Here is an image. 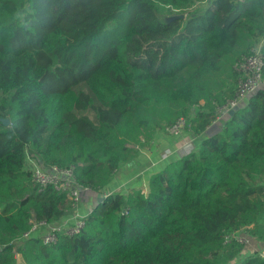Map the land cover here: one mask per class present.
Instances as JSON below:
<instances>
[{"label":"trees","instance_id":"obj_1","mask_svg":"<svg viewBox=\"0 0 264 264\" xmlns=\"http://www.w3.org/2000/svg\"><path fill=\"white\" fill-rule=\"evenodd\" d=\"M262 39L264 0H0V264H231L244 245L227 232L264 242V89L205 135ZM180 117L195 150L147 192L102 196L54 245L23 238L33 218L70 215L64 194L32 182L27 149L103 193Z\"/></svg>","mask_w":264,"mask_h":264},{"label":"built area","instance_id":"obj_2","mask_svg":"<svg viewBox=\"0 0 264 264\" xmlns=\"http://www.w3.org/2000/svg\"><path fill=\"white\" fill-rule=\"evenodd\" d=\"M244 2L246 0H238ZM264 39L256 43L250 49V52L243 55L235 64L234 71L237 74V89L234 97L228 99L223 105L215 106V117L212 122L217 125L222 121L229 112L241 102H247L250 97L256 94L259 90L264 89ZM203 105V102H200ZM198 106V105H197ZM195 106V107H197ZM193 125L184 117H180L174 124L167 126L164 132L172 137H181L187 131H192ZM199 134L192 136L188 141L179 145L175 149H167L160 154V161L165 162L175 156H185L191 154L195 150V142ZM26 168L31 172L32 182L43 190L52 187L60 194H64L70 201V218L71 225L66 223L55 224L47 223L46 221H37L33 218L30 230L23 235V238L28 239L42 234V240L45 245H54L58 241L60 234L68 237L78 235L86 224V215L81 213L82 196L89 189L80 185L76 180V166L59 167L56 165L45 166L38 158L26 151ZM107 196V195H106ZM238 243L248 245L249 239L246 233L241 230H232L225 234L224 244Z\"/></svg>","mask_w":264,"mask_h":264},{"label":"crops","instance_id":"obj_3","mask_svg":"<svg viewBox=\"0 0 264 264\" xmlns=\"http://www.w3.org/2000/svg\"><path fill=\"white\" fill-rule=\"evenodd\" d=\"M187 132L181 137H172L166 133L156 135L149 147L140 150L135 160L124 164L115 172L112 182L104 189L103 193L88 191L83 194L81 213L86 215L96 205L99 198L113 192L127 193L132 188L147 192L150 176L163 168L164 162L160 161L161 152L167 149H175L195 135L192 131ZM205 135H207V132ZM70 217L68 215L62 221L55 224L66 223L71 225L72 220ZM246 235L249 239V245L244 246L241 255L231 264H235L237 261L252 255H259L264 258V242L259 241L248 233ZM17 259L18 264H25L22 256L18 255Z\"/></svg>","mask_w":264,"mask_h":264},{"label":"water","instance_id":"obj_4","mask_svg":"<svg viewBox=\"0 0 264 264\" xmlns=\"http://www.w3.org/2000/svg\"><path fill=\"white\" fill-rule=\"evenodd\" d=\"M245 105L246 102H241L229 112V115H233L239 108L244 107ZM1 121L5 125V127H8L10 125V120L8 118H1ZM102 201H103L102 198L98 199V202H102ZM0 251H1V247H0Z\"/></svg>","mask_w":264,"mask_h":264},{"label":"rangeland","instance_id":"obj_5","mask_svg":"<svg viewBox=\"0 0 264 264\" xmlns=\"http://www.w3.org/2000/svg\"><path fill=\"white\" fill-rule=\"evenodd\" d=\"M219 129H218V127H216V126H212L211 128H209L208 130H207V135H211L212 133H214V132H217ZM190 131H188L187 133H189ZM193 132V131H192ZM197 135V134H196ZM144 192V191H143ZM249 245V244H248ZM245 246H247V245H245Z\"/></svg>","mask_w":264,"mask_h":264}]
</instances>
